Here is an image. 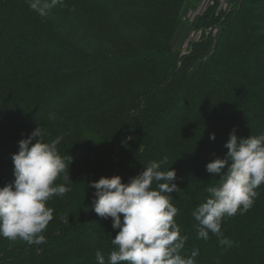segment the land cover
<instances>
[{
    "label": "trees",
    "instance_id": "1",
    "mask_svg": "<svg viewBox=\"0 0 264 264\" xmlns=\"http://www.w3.org/2000/svg\"><path fill=\"white\" fill-rule=\"evenodd\" d=\"M188 1L64 0L65 14L58 5L41 18L25 0H0V186L14 181L12 154L37 125L46 142L63 134L58 151L71 178L56 181L69 191L48 202L46 243L0 238V264H98L96 252L107 255L119 230L89 207L88 185L114 175L127 183L154 157L177 173L175 219L190 241L182 255L199 249L196 264H264V184L247 213L222 222L232 247L197 238L192 215L219 183L206 165L226 157L233 129L264 133V3L235 0L218 38L203 32L182 55L172 41ZM204 13L198 28L219 20L215 8Z\"/></svg>",
    "mask_w": 264,
    "mask_h": 264
},
{
    "label": "clouds",
    "instance_id": "2",
    "mask_svg": "<svg viewBox=\"0 0 264 264\" xmlns=\"http://www.w3.org/2000/svg\"><path fill=\"white\" fill-rule=\"evenodd\" d=\"M25 2L41 18L54 7L64 6V0ZM45 135L37 125L19 141V151L12 154L15 179L0 186V237L30 246L46 243L45 232L54 218L48 202L69 191L56 181L62 176L71 179L68 162L58 151L63 134L48 142ZM210 139L215 140V133ZM225 147L226 157L206 165L219 183L207 187L209 195L192 215L197 221V238L208 240L214 235L220 245L232 247L234 241L224 235L222 222L247 213L259 195L257 189L264 184V133L239 137L233 129ZM167 162V157L150 162L127 183L114 175L88 185L96 190L89 207L102 218H112V227L119 230L107 255L96 252L98 264H196L199 249H193L190 256L181 254L188 237L175 219L178 209L171 193L178 190L177 173L171 167L162 170Z\"/></svg>",
    "mask_w": 264,
    "mask_h": 264
},
{
    "label": "rangeland",
    "instance_id": "3",
    "mask_svg": "<svg viewBox=\"0 0 264 264\" xmlns=\"http://www.w3.org/2000/svg\"><path fill=\"white\" fill-rule=\"evenodd\" d=\"M210 1H212V0H189L183 6L181 13H180L181 14V22L179 24V28L176 31L174 39L172 41V49L174 52H178L179 54H182V55L189 54L190 52H194L195 51L194 45L196 44V42H199L201 40V36H202L203 32L206 36L209 35L210 37L214 38L215 40L218 38L220 31L223 29L222 22L224 20L222 18H223V16L226 17V15L228 13H230L232 8L235 6L236 1L235 0H215L214 5L206 7L210 3ZM262 3H264V0H262ZM65 5H64L65 7L63 6L64 7L63 8L64 14L69 9V6H68V8H66L68 3H66ZM210 7L215 8V16L217 18H219V20H217L215 22V24H211L210 26L207 25L205 27L198 28L197 24H202V25L205 24L202 17L205 16L204 12H206ZM65 8L67 10H65ZM212 15L213 14H211V16ZM61 18H63V15ZM74 28H75L74 26L70 27L71 30ZM125 36L129 37L127 33H125ZM40 44H39V46L41 48L53 46V44H45V45L44 44L40 45ZM54 45H57L56 42H54ZM62 60H63V63H65V57H62ZM72 60H75L77 62L79 59L78 58L77 59L72 58ZM83 85H84L83 87L87 86L86 83H84ZM71 93L76 94L75 92H73V90L68 92V94H71ZM195 102L197 103L196 98L191 99V101L189 103L187 102V100H185V101H183V105L185 107V104L186 105L190 104V106L194 107ZM188 116H190V113ZM169 123H171V122L166 123L164 125L163 129L161 130L162 135L168 134L169 130L173 129L172 124H169ZM3 153H4V150H0V154H3ZM151 154H152V152H151ZM153 161L158 162L159 159L157 160V157H154ZM192 167H193V169H200L201 163H197L196 165H192ZM93 229L96 231V229L94 227H93ZM106 236H107V234H106ZM0 238L3 239L2 237H0ZM186 242L190 243L189 240H187ZM86 244H87V242H85V245H83V246H86ZM78 260H80V262L82 264L83 263L86 264L82 258H79Z\"/></svg>",
    "mask_w": 264,
    "mask_h": 264
},
{
    "label": "built area",
    "instance_id": "4",
    "mask_svg": "<svg viewBox=\"0 0 264 264\" xmlns=\"http://www.w3.org/2000/svg\"><path fill=\"white\" fill-rule=\"evenodd\" d=\"M215 4V0H212V1H210V3L206 6V7H208V6H212V5H214Z\"/></svg>",
    "mask_w": 264,
    "mask_h": 264
}]
</instances>
